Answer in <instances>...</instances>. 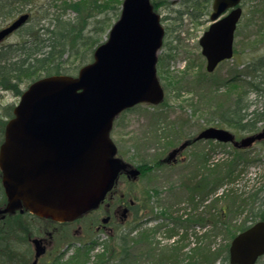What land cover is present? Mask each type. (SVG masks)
Segmentation results:
<instances>
[{"label":"water","instance_id":"obj_1","mask_svg":"<svg viewBox=\"0 0 264 264\" xmlns=\"http://www.w3.org/2000/svg\"><path fill=\"white\" fill-rule=\"evenodd\" d=\"M240 2L212 1L211 23L199 38L207 71L233 55ZM120 11L107 40L76 75L38 78L20 95L0 147L3 186L9 199L0 212L25 208L40 217L75 219L99 205L126 167L116 156L112 125L124 109L163 101L156 64L165 30L151 0H123ZM29 16L25 12L0 30V41ZM201 138L250 147L264 139V127L237 140L229 130L210 126L194 140ZM186 145L183 142L169 156ZM130 172L135 176L140 171ZM230 241V264H257L264 255V221L248 226Z\"/></svg>","mask_w":264,"mask_h":264},{"label":"rangeland","instance_id":"obj_2","mask_svg":"<svg viewBox=\"0 0 264 264\" xmlns=\"http://www.w3.org/2000/svg\"><path fill=\"white\" fill-rule=\"evenodd\" d=\"M81 1L85 5L80 12L69 6L71 3L76 4ZM107 1L35 0L32 4L24 7V4H19L21 2L18 1L15 5L19 4L22 10L15 9L11 13L8 12V7H3L0 10V30L24 12H29L31 16L23 27L6 36L0 43V47L21 41L27 37L29 32L41 36L38 29L43 25H49L51 19L55 18L57 14L62 15L64 19H70L71 23L77 24L78 22L76 28L82 25L83 17L89 16L88 19L95 25L100 19L102 28L97 34L98 38L100 37V45L107 40L110 28L120 16V14L116 16L110 9L109 13H99L93 9L94 3H106ZM181 1L169 0L171 2L169 6H162L158 11L162 25L166 30L163 38L164 44L158 51V58L162 57V61H157V73L165 92L164 101L156 106L140 103L125 109L115 117L110 133L118 150L117 156L143 170V173L135 181L124 177L118 178L117 192L124 194L126 203L133 199L143 206L150 205L154 213L151 220L146 213H142L139 234L143 239L140 244L136 243L138 232L135 231L132 218L129 217L124 221L126 225L120 230L122 231L120 234H123L128 240L130 259L127 264H195V262L200 264L199 257L191 262L193 258L190 259V255L187 254L180 256L179 260L176 255L170 262L167 259V249L172 251L174 245L171 239H167L168 237L165 235L167 228L164 227V219L169 213L171 215V211L173 213L171 205L179 203L184 198L185 192L179 189V185L182 178L190 172V167L198 170L199 164L207 166L206 163L212 164L222 162L223 159L228 161L236 159L239 169L235 172H238V175L234 181L223 185V188L236 190L243 197H247L258 191L264 184V139L254 142L250 148L243 150L236 149L229 142L201 139L186 150L185 157L188 158V161L184 162V165L169 169L153 167L151 170H146L148 166H155L159 157L164 156L170 148L179 145L185 138L197 136L204 128L224 127L230 131L233 130L242 138L260 130L264 125L263 121L259 123L257 130L246 132L237 130L232 124L225 123L220 119L221 112L233 104L232 99L240 94V90L245 92L243 95H248L244 101L252 103L249 111L257 107L261 112L264 109V96L258 102L255 100L254 92L246 91L251 82L256 83L264 78V71L255 73L248 67L253 60L264 57V14L261 15V12H258L252 15L250 12L256 6L264 5V0H243L241 2L243 11L234 37L233 57L218 64L213 72L206 71V60L199 44V38L210 24L209 14L212 10V1L208 6L203 7L204 9H193L196 19L190 18L188 13L182 14L179 19L178 12L174 10L188 11ZM3 2L11 5L12 0H3ZM90 13L92 17L88 15ZM86 31L87 28H84L83 23V32ZM85 48L79 43L74 48L73 46L68 48L60 58L62 62L58 73L76 75L82 65L90 63L93 58V55L90 56L92 51L88 53ZM44 76L47 75L42 71L41 77ZM30 83L31 80L23 79L18 85L19 90L23 92ZM22 92L11 90L6 81L0 80V127L3 128V131L7 120L13 115L14 107L20 101ZM206 157L208 161H204ZM187 165L188 167H186ZM155 191L161 192L160 196H154ZM258 197L255 209H257V205H264V190L258 192ZM252 204L253 199L246 205L243 213L233 214L232 223L237 224L244 220ZM149 220L150 223H147ZM145 221L147 222L144 223ZM110 233H114V231H108L105 234L107 237H104L103 240L100 239L102 236L94 235L95 245L99 248L92 252L89 250L90 257L95 254H104L103 249H108L110 246H116V249L119 247V234L116 233V237L113 238ZM213 234L206 236L207 248L213 247L212 252L221 253L226 242H230L229 238L222 232L219 237H214ZM188 242L191 243L190 240ZM216 243L217 246H215ZM215 247L216 251H214ZM185 251L186 249H183L182 253ZM92 260L93 257H91ZM116 262L111 259L108 264ZM212 264H223V262L220 261V258H216ZM225 264L230 263L227 260ZM258 264H264V256L259 259Z\"/></svg>","mask_w":264,"mask_h":264},{"label":"flooded vegetation","instance_id":"obj_3","mask_svg":"<svg viewBox=\"0 0 264 264\" xmlns=\"http://www.w3.org/2000/svg\"><path fill=\"white\" fill-rule=\"evenodd\" d=\"M217 66L209 72H213ZM231 133L235 135L237 140L241 139L233 130ZM195 137L185 138L181 141L179 145L183 142H187V145L171 157L169 154L179 145L170 148L164 156L159 157L155 166H148L146 170H151L153 167L169 169L184 165V162L188 161V158L185 157L186 150L201 140H194ZM3 140L4 131L0 127V147ZM230 144L232 145V143ZM125 162L127 165L121 170L118 178L124 177L135 181L143 173L142 168L134 167L129 161ZM190 168V172L186 174L184 179L182 178L183 183L190 180L188 176L197 172V169ZM131 169H138L140 172L134 176L130 172ZM118 178L96 208L75 217V219L59 221L49 217H40L31 214L25 208L22 211L17 209L11 213L0 212V264H108L111 259L117 261L114 264H127L125 254L129 250L125 245L126 238L120 234L122 233L120 230L126 225L124 221L128 220L129 217L132 218L135 231L138 232L136 243L140 244L143 239L139 234L142 213H146L149 219L154 217V213L150 205L143 206L133 199L126 203L124 194H119L116 189ZM182 182L179 189L185 192L184 198L179 203L171 205L173 213L170 210L171 215L169 213L164 219V227L167 228L165 235L168 237L167 239H171L173 242L174 246L171 252L180 256L198 255L201 260L200 264H208L203 256L207 250L206 236L214 233V237H219L221 232L217 210L213 208L215 207L213 202L215 194H210L202 202L199 199L200 193L196 191V198L191 199V195L186 196L189 189L182 185ZM155 192L154 196H160L161 192ZM8 200L0 167V209H4ZM210 206L212 207L210 208ZM150 220L144 223H150ZM108 231H114V233H110L113 238L116 237V233L119 234V247L116 249V246H110L108 249H103L104 254L92 255L93 260L91 261L88 251L92 252L99 248L95 245L94 235L102 236L100 239L103 240L104 237H107L105 234ZM189 240L191 243L188 242ZM210 245L212 247V242ZM183 249H186L184 253H182ZM214 249L216 251V247ZM195 264L198 263L195 262Z\"/></svg>","mask_w":264,"mask_h":264},{"label":"trees","instance_id":"obj_4","mask_svg":"<svg viewBox=\"0 0 264 264\" xmlns=\"http://www.w3.org/2000/svg\"><path fill=\"white\" fill-rule=\"evenodd\" d=\"M20 1L19 4H32L35 0H12L11 5H7V2L4 3L3 0H0V10L4 7H8V12H13L15 9H21L19 4L15 5L16 2ZM123 0H108L106 3H94L93 9H96V12L109 13V9L112 10V13H115L116 16L120 14V8ZM154 9L157 11L163 6H169L171 2L169 0H151ZM212 0H182L186 6L187 12L182 11L181 9H176L174 11L178 12L177 17L181 19L182 14H189V17L195 18L193 9H204L203 7L208 6ZM182 3V4H183ZM84 2L76 4H69L74 10L80 12L84 7ZM22 7V8H23ZM195 7V8H194ZM86 8V6H85ZM191 8V9H190ZM22 10V9H21ZM252 15L261 12V15L264 14V5L256 6L253 10H250ZM91 16V13L88 14ZM87 15V16H88ZM92 17V16H91ZM88 17H83L82 25L76 28L77 24L71 23L70 19H64L62 15L57 14L55 18L51 19V22L47 26H42L38 29V32L41 33V36L36 33H28L27 37L18 41L14 44H6L3 47H0V80L7 82L8 87L15 92H22L19 90V83L23 79H29L31 82L37 80L42 76V71L45 75H50L52 73L58 74L61 69V57L63 54L76 44H81L83 47H86L87 52H91L92 56L94 48L99 45L100 37L98 38V32L102 28L100 19L97 20L98 23H92ZM165 18H168L165 16ZM196 19V18H195ZM83 23L84 28H87L86 32H83ZM260 32V30H259ZM84 33V34H83ZM264 37V36H263ZM88 56L86 57V59ZM159 62L162 61V57L158 58ZM253 72L264 71V57L260 59L253 60L248 65ZM242 87H245L242 85ZM243 90V88H242ZM245 91V90H244ZM246 91L249 93H255V100L258 101L264 96V78H261V81L249 84V87ZM243 91L240 90V94L233 97L230 106L226 107L225 111L221 112L220 119L225 123L232 124L233 126L239 128L237 130L253 132L258 129L259 123L264 121V109L263 111H258V107L249 111L252 103H248L245 98L248 95H243ZM259 102V101H258ZM13 116V115H12ZM204 161H208L207 157L204 158ZM206 163V162H205ZM199 164L197 167L198 170L195 173H192L191 176H188L190 179L188 182H182V185L188 187L187 195H191V199L196 198V191L200 193L199 199L205 201L210 194H215L213 202L218 214V220L220 221V230L223 235L228 236L229 241L238 233L239 231L245 230L249 225L256 223L258 220L264 221V205H257L256 201L259 199L258 192L264 190V184L262 187L251 193L247 197H243L236 190L225 189L223 185L227 182L234 181L238 172H235L238 168V162L236 159L233 160H222V162H215L212 164ZM185 178V177H184ZM183 178V179H184ZM253 199V204L250 205V211L244 220L240 223L233 224L232 219L233 214L243 213L246 209V205L249 204L250 200ZM212 206H210L211 208ZM216 213V212H215ZM215 216V215H214ZM208 236V234H207ZM230 242L226 244L221 249V253L212 252L207 248L206 253L203 255L206 258L208 264H212L216 258H220V261L225 264L228 260V246ZM125 245L128 248V240H125ZM165 249V248H164ZM167 259L173 260L175 253L167 249ZM125 256L127 257V263L130 259L129 251L126 252ZM199 256L190 255L191 262L197 259ZM177 260H179L180 255H176ZM199 262L201 261L198 258ZM193 264V263H192Z\"/></svg>","mask_w":264,"mask_h":264}]
</instances>
